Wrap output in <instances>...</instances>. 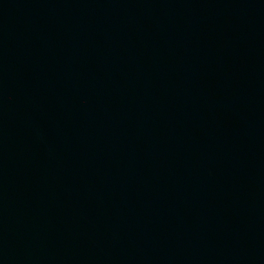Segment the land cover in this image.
<instances>
[{
  "label": "water",
  "instance_id": "95a60500",
  "mask_svg": "<svg viewBox=\"0 0 264 264\" xmlns=\"http://www.w3.org/2000/svg\"><path fill=\"white\" fill-rule=\"evenodd\" d=\"M0 264H264V0H0Z\"/></svg>",
  "mask_w": 264,
  "mask_h": 264
}]
</instances>
